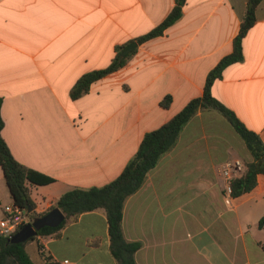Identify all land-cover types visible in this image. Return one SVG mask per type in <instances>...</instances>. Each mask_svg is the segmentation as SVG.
Listing matches in <instances>:
<instances>
[{
    "label": "crops",
    "instance_id": "0c3cea01",
    "mask_svg": "<svg viewBox=\"0 0 264 264\" xmlns=\"http://www.w3.org/2000/svg\"><path fill=\"white\" fill-rule=\"evenodd\" d=\"M245 5L186 0L162 36L137 44L122 68L71 100L82 75L108 67L116 49L159 25L174 0H0L1 135L17 162L52 180L30 188L34 215L69 190L114 180L145 134L200 97L207 74L231 52ZM211 92L264 144V0L243 39V60ZM235 158L252 161L221 114L199 111L124 203L123 237L141 244L136 264H264V175L226 201L219 172ZM10 203L0 169V218ZM38 246L60 264H118L102 209L67 222L57 238L27 243L31 261L46 264Z\"/></svg>",
    "mask_w": 264,
    "mask_h": 264
},
{
    "label": "trees",
    "instance_id": "16d2710c",
    "mask_svg": "<svg viewBox=\"0 0 264 264\" xmlns=\"http://www.w3.org/2000/svg\"><path fill=\"white\" fill-rule=\"evenodd\" d=\"M260 2L261 0H246L245 12L240 21L238 33L232 40L231 52L224 56L207 74L202 95L190 100L161 127L145 134L132 159L114 180L101 187L69 190L57 199L53 207L39 215L43 216L53 208H58L65 215V220L59 226L55 228L43 227L35 237L24 243L11 244L7 238L0 235V264H34L25 251L27 243L36 240L38 237L57 238L60 230L67 222H74L80 215L97 209H102L106 216L109 247L113 258L118 264H136L134 256L141 244L136 241L128 242L123 237L124 203L129 196L143 186L148 173L176 145L184 126L201 110H211L221 114L242 140L252 158V161L246 164L245 173L231 182L232 197H239L252 190L256 184L257 175H264V144L257 133L249 130L234 112L212 95L211 87L216 80L221 78L227 67L243 60V39L256 21V10ZM185 4L186 0H174V6L165 19L150 32L137 37L132 42L140 45L150 39L162 36L169 27L181 19ZM123 47L116 49L117 53L108 67L82 75L70 90V99L80 98L88 93L91 84L122 68L128 60V56L124 58L120 56ZM170 104V96H166L160 103L163 109H168ZM1 105L2 99L0 98V110ZM3 126L0 113V169L12 202L26 210L29 207L32 208L30 215L34 219L35 205L30 196V188L49 184L52 180L39 175L14 159L1 135ZM263 224L264 216L260 219L258 226L262 227ZM94 245L97 246L98 244L94 243ZM38 249L46 264H60L46 254L43 248L38 246Z\"/></svg>",
    "mask_w": 264,
    "mask_h": 264
},
{
    "label": "built area",
    "instance_id": "2783aa9c",
    "mask_svg": "<svg viewBox=\"0 0 264 264\" xmlns=\"http://www.w3.org/2000/svg\"><path fill=\"white\" fill-rule=\"evenodd\" d=\"M245 171L246 164L238 158L232 159L222 166L219 173L224 179L223 194L226 201H230L233 198L231 182L234 179L240 178ZM2 212L3 215L0 218V235L7 239L33 220L30 215L31 213H28L25 208H20L13 202L3 206ZM63 264H68V262L64 261Z\"/></svg>",
    "mask_w": 264,
    "mask_h": 264
},
{
    "label": "water",
    "instance_id": "95a60500",
    "mask_svg": "<svg viewBox=\"0 0 264 264\" xmlns=\"http://www.w3.org/2000/svg\"><path fill=\"white\" fill-rule=\"evenodd\" d=\"M137 43L132 42L127 44L120 52L121 57H126L134 48ZM264 166V159H263ZM28 213H32V208H28ZM65 220V215L58 209L53 208L43 216L35 215L31 223L24 225L19 231L11 236L8 241L11 244L24 243L30 238L36 236L37 232L43 227L55 228Z\"/></svg>",
    "mask_w": 264,
    "mask_h": 264
},
{
    "label": "rangeland",
    "instance_id": "374dc122",
    "mask_svg": "<svg viewBox=\"0 0 264 264\" xmlns=\"http://www.w3.org/2000/svg\"><path fill=\"white\" fill-rule=\"evenodd\" d=\"M34 198H36V199H37V202H38V201H40V203H41V198H40V196H39V195H36Z\"/></svg>",
    "mask_w": 264,
    "mask_h": 264
}]
</instances>
